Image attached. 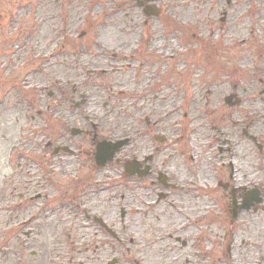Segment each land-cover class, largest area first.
<instances>
[{
    "label": "rangeland",
    "instance_id": "1",
    "mask_svg": "<svg viewBox=\"0 0 264 264\" xmlns=\"http://www.w3.org/2000/svg\"><path fill=\"white\" fill-rule=\"evenodd\" d=\"M156 4L161 12L151 14L146 24L147 17L134 0H0L4 17L0 28V264H29L31 260L48 264V236L55 228L64 226L65 231L71 221H47L40 216L34 227L36 243L22 231L16 235L17 214L24 211L27 215L46 195L86 199L87 208L97 211L109 203L104 202L105 195H98L108 169L94 171L98 165L86 154H52L57 144L91 147L89 123L69 103L70 98L80 99L77 91L88 94L82 109L92 119L97 120L99 113L105 115L98 129L100 138L125 136L133 105L141 109V126L146 125L147 115L152 121L162 120L156 127L160 131L163 123H169L163 115L175 113L170 122L178 123L179 129L181 121H191L190 166L175 158L167 167L181 188L169 191L157 203L154 188L151 199L139 206L147 211L133 218L130 236L137 239L148 234L150 239L144 244L152 251H164L161 260L175 264H188L186 259L189 264H264V201L257 212L244 211L234 218L231 207L225 210L226 191L216 186L218 177L228 180L227 163L232 162L234 182L252 181L264 189V154L249 139L237 137L240 132L229 133L231 149L221 152L207 129V116L213 113L218 120L224 111L218 97L223 102L235 83L245 101L256 97L260 102L264 96L260 80L264 79L260 70L264 61L252 60L264 44V12L252 14L254 0H157ZM224 8L229 13L226 21L222 20ZM242 39L250 40L242 46ZM138 44L145 50L143 59L135 54ZM221 80L228 83L223 85ZM144 86L148 89L141 92ZM142 93L146 100L137 102ZM49 103L55 105L57 114H38ZM63 104L68 108L61 113ZM257 110L263 111L260 105ZM252 111L245 110L248 120L257 117ZM76 118L89 132L72 137L69 129ZM233 118L241 116H228L229 130L238 124H231ZM259 127L264 136V120L258 122ZM50 139L53 144L45 148ZM34 141L39 147L31 148ZM107 166L112 167L109 173L118 194L111 203L119 213L127 203L122 197L125 180L118 163ZM37 167H42L40 173ZM45 169L52 181L43 176ZM96 180L99 186L92 195L88 189ZM36 193L42 194L39 199H25ZM64 203L71 205L68 200ZM20 218L23 221L24 215ZM21 229L29 230L30 225ZM177 236L187 240L186 247L181 248ZM25 239L26 258L23 253L21 260L18 251ZM78 257L84 264L95 263L88 253Z\"/></svg>",
    "mask_w": 264,
    "mask_h": 264
},
{
    "label": "flooded vegetation",
    "instance_id": "2",
    "mask_svg": "<svg viewBox=\"0 0 264 264\" xmlns=\"http://www.w3.org/2000/svg\"><path fill=\"white\" fill-rule=\"evenodd\" d=\"M134 1L137 7L146 15V24L152 16L151 14L161 12L160 7L156 4L157 0ZM227 3H231V0H227ZM253 8L252 14L255 12L263 13L264 0H254ZM223 10L225 11L222 20L226 21L228 20L229 13L225 8ZM259 13V17H263ZM3 19L4 18L0 19L1 25L3 24ZM248 40L242 39L241 45H246L244 42H247ZM138 46L140 47V44H138ZM135 54L140 59H143V57L146 56L143 45L142 48H138V51ZM132 56L133 54L130 57ZM254 57L255 58L252 59L254 61H264V44L262 47L258 48V52ZM260 70L264 71V68H260ZM260 80L264 82V79L260 78ZM220 82L223 85L228 83L226 80H221ZM136 84H139V82ZM233 88L234 90L230 91L223 97V102L221 98L218 97L217 103L224 107V111L220 112V114L218 113L220 115L218 120L216 118L214 119L213 113L207 116L209 119L207 129L210 131L213 140L217 141L218 149L221 152L226 149L228 151L231 149L230 145L232 144V139L229 137V133L240 132V135H237V137L242 138V140L245 138L249 139L253 143V147L258 149L259 153L264 154V136L259 132L262 127H259V130H257L258 122L264 120V96L261 97L263 101L261 100L260 102L257 101L256 97L254 98V101H247L248 99L245 101V99H243L245 97L238 91L239 83H235ZM146 89L148 88L144 86L143 89H141V92ZM243 91H246L245 87L243 88ZM77 93H79L80 99L75 100L74 98H70L69 103L73 108H76L75 110H78L77 115L83 116L84 120L89 123V127L91 128L90 131L92 132L91 147L88 150H84L83 148H74L69 144H57L53 145L52 154L58 156L61 151L73 155H79L81 153L86 154L87 156L92 157L95 165H98L95 167L94 171H99L101 168H104L111 172L113 171L112 167L107 165L118 163L121 168V175L125 180V193L122 194V197L127 200V203L119 208L118 213L116 205L111 203V200L117 199L118 194L116 193L115 183L111 181L112 177L110 173L107 172L103 175L105 177V185L99 189L100 192L98 193V195H105L106 200H104V202H109L106 207L97 211L94 210V207L87 208V205L85 204L86 199H81L76 196L66 198L56 196L51 198L46 195L44 199L40 198L42 199L41 204L36 203L35 209L30 213L28 212V218L24 211L17 214L18 229L16 235H20L18 232L22 231L28 235V239L34 240L36 243V240L33 237L35 231L34 227L40 216H44L47 221L53 218L67 219V224L71 221L69 228L65 231L62 230L64 226H62V228H55L53 233L48 236L46 242V244H48L47 253L50 254L47 260L48 264H84L83 259L78 257L83 252L88 253L90 257L92 256L95 261L94 264H121L123 262L124 264H175L174 262L176 261L170 262L161 260V255H164V251H152L150 246L144 244L150 239L148 234H140L136 239L129 235V230L130 227L132 228V226H134L133 218L137 214H142L143 211H147V209L139 206H145L146 201L151 199L154 188L157 189L158 196V198L154 200L155 203L162 198H165L169 191L176 190L179 187L181 188L180 184L175 180V174L167 169V167L175 161V158H180L187 167L190 166L191 163L187 156L191 153V149L188 147L190 146L189 138L192 129L191 121H188L187 123L181 121L179 124H181L182 127L179 129L178 123H175L174 121L170 122V119L175 113L163 115V117L169 120V123L165 124L162 122L163 125L161 126L160 131L156 129V127L162 120L156 119L152 121L150 116L147 115L145 117L147 122L146 125L141 126V109L136 108L133 105L129 114L131 118L130 124H127L126 126L128 133L123 137L103 136L100 138L98 129L103 125L102 121L104 120L105 115L99 113L97 120L92 119L91 113L87 111L84 112L82 109L83 105L88 102V94L82 91H77ZM261 94L264 95V88L261 89ZM140 100H146L145 94L143 95L142 93L141 96L136 97L137 102ZM136 101L132 104H135ZM52 104L53 103H49L46 110L40 111L38 114L44 116L57 114L55 105L52 106ZM258 105L263 109L260 113H258L257 110ZM61 106L62 108L59 110L61 113L63 109L68 108V105L66 104ZM103 107L105 109L109 108L108 102L105 101ZM246 109L253 110L251 112L252 115H256L257 117L255 118L252 116L251 120H248V115H245ZM228 110H231V112L228 113ZM229 115L231 119L233 115L238 117L241 116V118H233L231 124L233 122L234 124H237L238 122V124L230 127V130L227 126V118ZM183 117L187 119V112L183 114ZM74 122V127H70L69 129L72 137L89 132L88 128L81 126L80 119L76 118ZM120 141L123 142V146L118 148L114 155V159L106 162V165L103 167L100 166L98 163L103 162L104 159H106L104 156L107 157L110 155L112 151L110 149L111 146L113 147V144ZM52 144V140H48L45 144V148L51 147ZM34 146L39 147L36 141L32 143L31 148H35ZM99 148L100 151H104V153L105 150H107V154H104V156L101 155L100 158L97 159ZM190 158L193 161L195 156L191 155ZM60 160L61 159H59V161ZM225 164L226 163H223V166H226ZM227 166L229 167L228 180H225L222 177L216 179V186L225 190L226 199H230L229 201L226 200L225 210H228L229 207H231L234 218L244 211L253 210V212H257L262 204L253 200V192L259 191V197H262V200L264 201L263 186H260L259 183L253 184L252 181L234 182V165L232 162H228ZM37 168L38 173H40L42 167ZM188 172H190L192 177L195 176L194 171ZM43 176L50 181L53 180V176L48 169H45ZM99 182L97 180L90 182L92 184V187L88 189L90 194H95ZM36 195L38 196L35 197ZM36 195H32L25 199L32 202L35 199H39L42 194L36 193ZM66 200L71 203L70 206H66L64 203ZM51 203L54 205L48 208ZM17 205H20V203ZM241 205L246 206L245 208H241ZM20 207L21 205L19 208ZM22 215H24L23 221H21L20 218ZM143 222L145 223L146 219H143ZM25 224L30 225L29 230L21 229ZM137 227H139L138 224ZM80 229H86V233L83 234ZM37 235L41 236V234ZM171 236H173V234H171ZM139 237L142 238L143 243L140 242ZM143 237L145 239H143ZM176 240L182 242L181 248L186 247L188 244L187 240H182L179 236H177ZM26 244L25 239L24 246L20 245L19 247L18 254L20 255L19 257L21 260L22 254L24 253L25 255L23 250L26 248ZM78 245L80 246L78 247ZM68 247L71 249V252L68 251ZM118 253L120 256H117ZM33 254L36 256L37 251L33 250ZM157 255L160 260H155ZM25 258L26 255L23 259ZM186 262L189 264V259H186ZM29 264L35 263L31 260L29 261Z\"/></svg>",
    "mask_w": 264,
    "mask_h": 264
},
{
    "label": "water",
    "instance_id": "3",
    "mask_svg": "<svg viewBox=\"0 0 264 264\" xmlns=\"http://www.w3.org/2000/svg\"><path fill=\"white\" fill-rule=\"evenodd\" d=\"M0 17H1V15H0ZM119 147V145L118 144H113V147H111L110 149L111 150H113V153L112 154H114V152L117 150V148ZM109 150V149H108ZM104 154H107V150H105V153H104V151H100V148H99V152H98V154H97V158L99 159L100 158V156L102 155V156H104ZM111 154V153H110ZM104 158H106V160H108L109 158L111 159L112 158V155H108V157H106V156H104ZM108 158V159H107ZM106 160H105V162H106ZM101 164H103V162L101 163ZM254 193V198H253V200H255V201H257L258 203H260V202H262V197H259V191H256V192H253ZM246 205H241V208H244Z\"/></svg>",
    "mask_w": 264,
    "mask_h": 264
},
{
    "label": "bare ground",
    "instance_id": "4",
    "mask_svg": "<svg viewBox=\"0 0 264 264\" xmlns=\"http://www.w3.org/2000/svg\"><path fill=\"white\" fill-rule=\"evenodd\" d=\"M205 212V211H204ZM204 212L201 215H204Z\"/></svg>",
    "mask_w": 264,
    "mask_h": 264
}]
</instances>
